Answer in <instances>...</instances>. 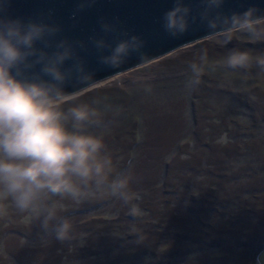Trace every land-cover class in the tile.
I'll return each instance as SVG.
<instances>
[{"label":"rangeland","instance_id":"rangeland-1","mask_svg":"<svg viewBox=\"0 0 264 264\" xmlns=\"http://www.w3.org/2000/svg\"><path fill=\"white\" fill-rule=\"evenodd\" d=\"M249 26L256 30L244 35ZM231 40L237 44L227 46ZM107 89L114 90L118 104L88 115L94 125L88 126L80 111L62 115L90 105L87 99L73 101L91 91L99 90L92 98H107L100 92ZM227 91L239 92L241 101L255 100L256 116H264V19L113 75L72 98L36 102L0 116L4 126L49 111L28 119L29 131L0 142V264H118L131 246H146L151 223L176 230L179 242L196 234L199 225L185 210L186 204L195 205L187 197L210 194L209 185L201 178L200 190L195 170L186 166L204 168L212 150H223L211 157L222 162L230 147L227 137L246 134L231 124L229 114L243 108L232 102L230 108ZM251 183L254 190L264 189V171H254ZM172 184L181 188L179 212L160 203L171 198L167 190L177 189ZM41 193L46 195L40 198ZM238 194L242 207L263 206L253 192L244 195L240 187ZM201 216L211 222L210 215Z\"/></svg>","mask_w":264,"mask_h":264},{"label":"water","instance_id":"water-1","mask_svg":"<svg viewBox=\"0 0 264 264\" xmlns=\"http://www.w3.org/2000/svg\"><path fill=\"white\" fill-rule=\"evenodd\" d=\"M262 19L264 0H0V116Z\"/></svg>","mask_w":264,"mask_h":264},{"label":"trees","instance_id":"trees-1","mask_svg":"<svg viewBox=\"0 0 264 264\" xmlns=\"http://www.w3.org/2000/svg\"><path fill=\"white\" fill-rule=\"evenodd\" d=\"M253 29L256 30V26H249V28L243 31L245 33L244 35H252L250 32ZM235 44H237L235 40H231L226 45L232 47ZM244 45L249 46L250 42H245ZM238 89L236 88L235 91H238ZM98 91H91L73 101L77 103L87 99L90 101V105L87 102L86 104L83 103L82 108L79 106L72 108L73 111L70 115L68 112L64 113L65 111L62 112V115L76 116L80 115L78 114L80 111L82 115L84 114L82 120L88 126L94 125L95 122L93 123L91 118H88L89 116L93 117L104 104L105 107H108L112 103L115 106L118 104L117 100L116 103L113 102L112 94L114 90L107 89L100 91L106 92L102 93L107 97L105 99L92 98L95 95L92 93H97ZM115 91L119 90L116 89ZM226 94H230L229 105L231 109H234L231 102L240 103L241 108H243V110L234 109L229 116L231 124H236L232 126H235V129L245 130L246 134L241 135L237 133L236 135L232 134L227 137V143L230 147H226V152H224L225 156H223L225 158L222 159V162L214 161L211 157L223 150H212L211 155L207 156L205 166H203L204 168H201L202 163L199 169H197L194 166L191 167V162H188L186 168L188 170H195L196 177L199 180L205 178V181L209 185L207 191L210 192V194H207L200 191V193H197V196L196 194L190 193L187 197V201L195 205V208H190L186 204L185 210L193 215L194 221L199 225L196 234L187 236L183 242H179L178 237L180 234L176 230H166V227L163 225L151 223L150 225L154 230H150L152 236L149 238L150 240L146 246L142 248L136 244L133 247L131 246L133 249L118 256V264H243L246 262L247 264H259L257 258L259 253L264 249V189L254 190L255 188L251 186L254 185L251 183V180L254 177V171H264V116H256V109L253 106L256 103L255 100L251 101L253 104L248 102V99L247 101H241L242 96L239 92L227 91ZM99 105L101 106L99 107ZM48 113L49 111L36 112L32 115L12 120L4 126H0V142L3 141L4 136L11 139V137L18 133L22 134L23 131H29L26 125L28 119L43 116ZM218 119L215 118V120ZM89 121L92 124H88ZM67 122H69L68 119ZM248 124L249 129L243 127V125L247 126ZM226 128L228 129V126ZM68 130L70 129L68 128ZM24 134L29 136L28 132ZM11 141L8 140V142ZM168 145L170 147L172 143ZM253 163H255V166L262 164L263 166L254 169L255 166H253ZM227 170L229 175H232L229 176L226 173ZM234 170H239V173ZM231 171H234V173H231ZM243 179L245 180L243 181ZM175 182L174 180L173 183ZM175 185L172 184L171 188L176 187L177 189L173 191L169 189L165 192V194L170 193L171 198L169 200H161L160 203L161 206L162 204L167 206L166 203H169L173 212H179L181 188L179 185V187ZM204 185L203 181L200 180L198 183L200 190H202ZM168 186L170 187V185ZM248 186H251L252 189H244ZM240 187L244 195H250L253 192L255 197L262 200L261 205L263 206L251 207L247 204L242 207L245 201L239 202L241 197L238 194ZM32 188H36V185L32 186ZM223 194L233 195L227 199H223ZM45 195L46 193H41L39 197L42 198ZM207 196L210 198L209 201L205 199ZM204 212L212 217L211 222L205 223L203 221L201 215ZM224 233L229 236L228 240L220 237ZM242 236H245L246 239H240Z\"/></svg>","mask_w":264,"mask_h":264},{"label":"bare ground","instance_id":"bare-ground-1","mask_svg":"<svg viewBox=\"0 0 264 264\" xmlns=\"http://www.w3.org/2000/svg\"><path fill=\"white\" fill-rule=\"evenodd\" d=\"M169 54V53H168ZM109 78V77H108ZM105 80V79H104ZM100 83V82H99Z\"/></svg>","mask_w":264,"mask_h":264}]
</instances>
